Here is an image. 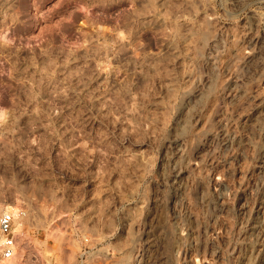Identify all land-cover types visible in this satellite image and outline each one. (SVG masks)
<instances>
[{"label": "rangeland", "instance_id": "374dc122", "mask_svg": "<svg viewBox=\"0 0 264 264\" xmlns=\"http://www.w3.org/2000/svg\"><path fill=\"white\" fill-rule=\"evenodd\" d=\"M15 206L0 264H264V0H0Z\"/></svg>", "mask_w": 264, "mask_h": 264}, {"label": "built area", "instance_id": "2783aa9c", "mask_svg": "<svg viewBox=\"0 0 264 264\" xmlns=\"http://www.w3.org/2000/svg\"><path fill=\"white\" fill-rule=\"evenodd\" d=\"M16 215L11 211L0 213V260L9 261L18 254L15 235Z\"/></svg>", "mask_w": 264, "mask_h": 264}, {"label": "bare ground", "instance_id": "6f19581e", "mask_svg": "<svg viewBox=\"0 0 264 264\" xmlns=\"http://www.w3.org/2000/svg\"><path fill=\"white\" fill-rule=\"evenodd\" d=\"M10 208H11L12 210L15 211L14 213H15V215L17 216V213H18V211H19L18 208H17L16 206H15V207H10ZM6 210H7V209H6ZM6 210H5V211H6ZM11 212H13V211H11ZM19 221H20V220H19ZM16 222H17V221H16ZM19 225H20V224H19ZM15 229H16V228H15ZM15 235H17V234H15ZM17 246H18V245H17Z\"/></svg>", "mask_w": 264, "mask_h": 264}]
</instances>
